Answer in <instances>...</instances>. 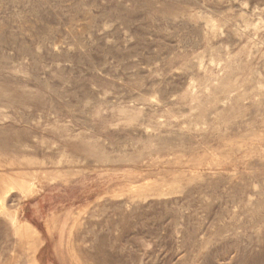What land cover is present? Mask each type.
I'll return each instance as SVG.
<instances>
[{
	"label": "rangeland",
	"instance_id": "obj_1",
	"mask_svg": "<svg viewBox=\"0 0 264 264\" xmlns=\"http://www.w3.org/2000/svg\"><path fill=\"white\" fill-rule=\"evenodd\" d=\"M0 264H264V0H0Z\"/></svg>",
	"mask_w": 264,
	"mask_h": 264
}]
</instances>
